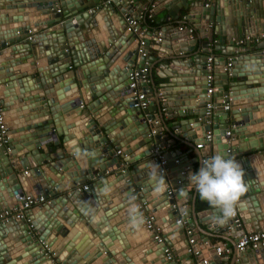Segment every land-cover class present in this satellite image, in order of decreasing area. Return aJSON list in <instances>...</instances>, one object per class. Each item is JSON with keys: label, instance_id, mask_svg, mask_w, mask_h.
I'll use <instances>...</instances> for the list:
<instances>
[{"label": "water", "instance_id": "95a60500", "mask_svg": "<svg viewBox=\"0 0 264 264\" xmlns=\"http://www.w3.org/2000/svg\"><path fill=\"white\" fill-rule=\"evenodd\" d=\"M99 1L0 0V103L7 127V142L0 144V210H12L27 193L46 199L22 217L0 222V264H175L166 257L169 243L188 251L192 236L201 249L195 222L207 223V229L216 222L214 228L228 227L236 238L264 231V150L250 154L264 148V0H147L137 9V0H114L96 9ZM151 4L153 11H167V25L153 46L161 58L151 57L149 66L151 33L129 31L127 18ZM181 17L192 37L184 27L172 34ZM140 39L147 43L144 55L138 52ZM252 39L260 42L250 46ZM210 43L221 56L213 60L215 107L206 115ZM226 57L232 61L225 69ZM134 65L148 66L154 86L156 75L164 80L157 85L166 101L153 100L157 90L141 82L151 100L146 108L133 107L128 74ZM173 87L174 93L168 89ZM227 98L230 107L224 109ZM165 115L175 118L171 126L163 125ZM183 116L188 118H178ZM163 130L172 140L161 136ZM209 130L212 150L204 141L197 160L223 152L241 165L247 184L237 215L223 223L196 191L185 192L192 173L186 159L172 176L169 162L160 165L153 151L173 143L177 133L183 144L195 146ZM75 147L97 155L78 157ZM144 170L149 178L138 175ZM161 176L164 186L157 190ZM86 181L88 187L78 190ZM104 182L109 195L98 197ZM129 196L143 214L139 230L129 223ZM184 196L192 199L188 207L180 201ZM89 208L96 221L81 210ZM182 212L191 234L176 223ZM148 216L162 242L152 238ZM173 234L181 235L179 243ZM218 260L213 256L206 264ZM234 264H264V243L237 252Z\"/></svg>", "mask_w": 264, "mask_h": 264}, {"label": "built area", "instance_id": "2783aa9c", "mask_svg": "<svg viewBox=\"0 0 264 264\" xmlns=\"http://www.w3.org/2000/svg\"><path fill=\"white\" fill-rule=\"evenodd\" d=\"M114 0H100L98 4H96L94 7L96 9H100L102 7H105L111 3H113ZM207 5V4H206ZM154 9V5L151 4L146 11H140L136 14L135 17H128L127 18V29L129 31H132L134 33H140L143 34V30L140 29L138 30L136 27V25H139L141 23V21H143L145 19V17L147 18H151L152 17V12ZM180 29L182 28V26L179 27ZM188 28V27H187ZM188 32L190 33V35H193V29L192 28H188ZM161 32L158 31V34L155 37V41L158 42L161 40L160 37ZM250 36H246L244 39L238 40L237 44H241L243 43L245 40H249ZM146 44L144 39H140L139 41V47H138V52L140 54H145L144 52V48L143 46ZM213 60H214V56L212 55H208L207 59H206V71H207V75H206V81H207V90H206V96H207V101H206V111L205 114L206 115H210L212 112V109L215 107L214 106V102H213V91H215V85H214V80H213ZM231 61H232V57H229L226 64H225V69L228 68L229 66H231ZM148 72V66L147 65H142L139 68H132V70L129 72L128 74V78H129V87L132 88V94L135 96V103L133 104V107H137V108H146L151 100L150 96H148V94L144 91L140 89V83L141 82H147L149 80V76L147 74ZM223 108L224 109H229L230 105H229V99L227 98L225 101H223L222 103ZM157 123V122H156ZM7 127L4 121V113H3V109L1 107V103H0V144H5L7 142ZM154 133V130L151 132ZM227 135L231 134V130L226 132ZM213 138V134L212 131L209 130L206 132V134L203 137V141L196 143V148L201 149L204 146V141L207 142H211ZM8 150V147H6ZM162 147H159L158 145H156L154 147V153L157 154V158L156 160L159 161L160 165H165L167 163V159L164 158V152L162 150ZM117 153H119V151H117ZM213 156L211 155H207L203 159H207L209 157ZM174 162L179 164L180 161L179 159H174ZM162 172H164V169H161ZM88 187V185L84 184L81 187H78V190L81 189H86ZM173 190H175V188H170L168 190L169 195L172 194ZM46 202V199L43 195L38 194V195H34L31 193H27V194H23L21 196V200L20 203L14 207L12 210H4L1 211L0 210V222H6L9 221L11 218H15V217H22L24 214V211L32 208L33 206L36 205H40L42 203ZM237 212V211H236ZM185 213L182 212L179 216V218L176 220L177 224H181L186 226V233L187 234H191L192 233V228L188 225L187 223V218L188 216H184ZM236 215V213H235ZM234 215V216H235ZM147 227L148 229L151 230V232H153L152 238L154 240H156V242H162L163 238L160 234L159 228L153 223V216H148L147 217ZM187 243H188V251L191 254V256L193 257V262L194 264H206L208 262V259L205 258V256H201V249L199 247H197L195 245V238H193L192 236H189L187 238ZM264 243V231H256V232H252V233H243L237 240V242L235 243V250L237 252H241L244 251L247 248L250 249H257L258 246L260 244ZM231 249L230 247H226V246H218L216 245L215 247V254H217L216 256L219 259H227L229 257V254L231 253ZM165 253H166V257L167 259H172L173 252L168 248L165 249Z\"/></svg>", "mask_w": 264, "mask_h": 264}, {"label": "crops", "instance_id": "0c3cea01", "mask_svg": "<svg viewBox=\"0 0 264 264\" xmlns=\"http://www.w3.org/2000/svg\"><path fill=\"white\" fill-rule=\"evenodd\" d=\"M207 3H211V1L213 0H206ZM147 3V0H137L136 2V9L140 6H144L146 5ZM147 8L145 9H142L141 11H146ZM167 11L165 9H159V10H154L152 12V17L149 18L150 20V24L148 25L146 23V20L144 19L143 21H141L140 23V26H141V29L143 30V34H146V33H151V40H150V43L149 45V49H148V52H147V56L150 57L149 58V61H148V64L149 66H152L154 64V62L152 61L151 57L153 56H158V51L153 49L156 44V41H155V37H156V33L164 26L167 25V22L165 20H163L164 16L166 15ZM184 13V12H183ZM171 22V20H169ZM184 27V28H187L188 25L186 23L183 22V18L181 17L179 19V23L178 24H174V28L173 30L171 31L172 34H175V32L179 31V28L178 27ZM193 35H195V33L193 32ZM193 35H190V37H192ZM189 37V38H190ZM217 37L215 36L214 39H216ZM203 40V39H202ZM258 42H260V39L258 40H255V39H252V42L250 43V46H254L256 45ZM199 43V42H198ZM147 44V43H146ZM217 46V44L215 45V43H210L209 46H208V55H212L214 56V59H216V56H221V52L220 50H215V47ZM225 46H228V42L226 41L225 42ZM166 51L169 49H165ZM161 57H157L156 59L159 60ZM228 57H226V60H227ZM122 62V61H121ZM170 62V61H169ZM68 68H71V67H68ZM133 68H137L136 65L133 66ZM157 70H160V67H159V64H156L155 65V72ZM164 80L161 79L159 77V75L155 76V82H156V86H154V83L152 81V78L149 77V80L147 81V84H148V88H153L154 91L157 90V92L155 94V98L153 100H157V98H159L160 101H166V99H164V97L161 96L160 92L158 91H163L162 88H159L158 87V83H161L163 82ZM172 84V83H170ZM156 87V89H155ZM141 89V88H140ZM172 93L175 92V89L176 87H173V88H168ZM146 93H147V90H144ZM158 93V94H157ZM173 96V95H172ZM175 100L172 101V103H174ZM171 109H176V106H174L173 108L171 107ZM165 117V121H162L163 125H167V126H171V124L174 122L175 118H170L168 115L164 116ZM179 119H185V118H188L187 116H183V117H178ZM179 132V131H177ZM181 132V131H180ZM201 130H198L197 129V135L199 136L201 133ZM161 136L165 139V140H172L171 136L167 134V131L166 130H163L161 132ZM174 139V138H173ZM198 142H201L203 141V137L200 136L198 138ZM214 139V137H213ZM212 141L209 143V146H210V150H212V145L214 144V141ZM183 139L181 137L180 134L177 133L176 135V138L174 139V141H172L173 143L171 142H168L170 144H167L166 147H163V152H164V155L167 159V163L169 162V167L171 168L172 171H168L169 175H174L178 168L181 166L179 164L177 165H173L172 161L177 158L179 159V161L181 162L182 160L186 159V162H184L183 164H188V166L186 167V169H190L192 170V172H195V171H198V166H199V162L201 163V160L199 161V159L197 160V158H199L200 156V152L198 151V148H196V144L195 146H192V145H186V144H183L182 143ZM142 149H145V146L141 147L139 150H136L135 153H138L140 150ZM263 151V149H260V150H252L250 152L251 156L254 157V153H261L260 151ZM169 154L171 155H175L173 157H169ZM168 155V156H166ZM199 155V156H198ZM211 155V153L209 154ZM244 156L242 155V158ZM141 166V165H140ZM174 170V171H173ZM140 177H143V178H149L151 175L149 173L148 170H144L142 172H140L138 174ZM90 183V181H86L85 184L88 185ZM173 188V187H172ZM187 191V195H190V192H195V188L189 184L188 187L185 189V192ZM197 196H198V199H200L198 193H197ZM187 196H184L181 198L180 201H184V206L185 207H188L190 206V203H191V198H187ZM198 210H202L201 208L200 209H197V212ZM237 215V213H236ZM207 223L205 222H195V224H193V227L197 230V233L200 234V242H199V245L201 246V250L204 251V253L206 254L205 258L208 259V262L210 260H212V257L213 256H216L217 254H215L214 250L211 249L212 247V244L213 245H218V246H226V247H230L232 248L231 249V253L229 254V257L227 259H219L217 261V264H234V256L235 254L237 253V251L235 250V243L237 242L236 239L238 240V238H236L235 236H233L231 234V230L228 228V227H221V226H217V227H213L214 225H217L216 222L215 223H211L209 224V227L207 229ZM185 227V230H186V226ZM191 227V226H190ZM193 227L192 230H193ZM161 234V233H160ZM162 236V235H161ZM172 237V240L174 241V243H179V239L181 240V235H176V234H173L171 235ZM236 241V242H235ZM178 245V244H176ZM21 246V249L22 247H24V244L23 245H20ZM168 247L169 249L173 252L172 254L173 257L172 259H168L169 261H175V264H194L193 260H191L188 255V251L184 250V249H180V250H175L173 245H171L170 243L168 244ZM207 249V250H206ZM151 256L154 255V253H151L150 254ZM191 255V254H190ZM155 256V255H154ZM29 257V256H28ZM193 259V257H192ZM23 261V260H21ZM153 261V259L151 258L150 262ZM207 262V263H208Z\"/></svg>", "mask_w": 264, "mask_h": 264}, {"label": "clouds", "instance_id": "9594fccd", "mask_svg": "<svg viewBox=\"0 0 264 264\" xmlns=\"http://www.w3.org/2000/svg\"><path fill=\"white\" fill-rule=\"evenodd\" d=\"M78 157L95 159L97 153L90 152L79 147L73 149ZM154 168L159 167L153 164ZM152 175L155 177L156 173ZM245 173L241 165L232 157L225 156L223 152L201 160V167L198 171L192 172L188 179L195 188L201 200L206 201L212 208L217 209L221 223L226 222L235 215L242 196L247 191V184L244 179ZM164 186V178L161 176L157 184V190ZM110 185L104 182L103 186L97 189L98 197L109 195ZM85 215H89L93 221L97 216L93 209H81ZM129 223L132 229L139 230L144 223L143 214L135 203V197L128 198Z\"/></svg>", "mask_w": 264, "mask_h": 264}, {"label": "trees", "instance_id": "16d2710c", "mask_svg": "<svg viewBox=\"0 0 264 264\" xmlns=\"http://www.w3.org/2000/svg\"><path fill=\"white\" fill-rule=\"evenodd\" d=\"M146 23L149 25L150 24V20L149 18L145 17Z\"/></svg>", "mask_w": 264, "mask_h": 264}]
</instances>
